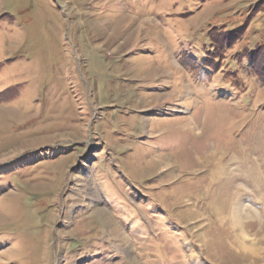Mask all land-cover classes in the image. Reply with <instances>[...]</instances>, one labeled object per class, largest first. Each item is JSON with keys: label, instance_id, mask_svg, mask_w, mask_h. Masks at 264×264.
Wrapping results in <instances>:
<instances>
[{"label": "rangeland", "instance_id": "374dc122", "mask_svg": "<svg viewBox=\"0 0 264 264\" xmlns=\"http://www.w3.org/2000/svg\"><path fill=\"white\" fill-rule=\"evenodd\" d=\"M249 56L264 0H0V264H264Z\"/></svg>", "mask_w": 264, "mask_h": 264}, {"label": "bare ground", "instance_id": "6f19581e", "mask_svg": "<svg viewBox=\"0 0 264 264\" xmlns=\"http://www.w3.org/2000/svg\"><path fill=\"white\" fill-rule=\"evenodd\" d=\"M250 157V156H249ZM212 158V157H211ZM233 160V158H232ZM231 160V161H232ZM236 160V159H235ZM224 162V161H223ZM234 162V161H233ZM243 162V159H242ZM240 162V163H242ZM245 162V161H244ZM248 162V161H247ZM237 162H234V165ZM250 163V162H249ZM253 163V162H252ZM223 164V163H222ZM230 164V163H229ZM232 164V163H231ZM224 165V164H223ZM230 166V165H229ZM232 166V165H231ZM236 166L238 167L239 165L236 164ZM241 167V166H240ZM244 170H245V166ZM226 167L222 166L220 164L216 165L215 169L212 172V177L214 178L215 176H218L220 174H223L225 171ZM230 170V169H229ZM251 172V171H250ZM231 173V172H230ZM235 174V173H234ZM257 174V173H256ZM252 175V174H250ZM249 175V176H250ZM222 176V175H221ZM229 176V175H228ZM220 177V176H219ZM223 178V177H222ZM251 178V177H250ZM226 179V178H225ZM219 180V178H218ZM223 180V179H222ZM254 181V180H253ZM215 182V181H214ZM217 183V182H216ZM233 193V192H232ZM231 194V193H230ZM232 195V194H231ZM239 197V195H238ZM234 198V197H233ZM229 199V198H228ZM232 199V198H231ZM226 203V202H225ZM230 204V203H229ZM227 206V205H226ZM239 206V205H238ZM98 214H103V210H99L97 211ZM96 212V213H97ZM216 213L218 215V219L222 222H229V227L231 229H235L238 230L239 232L236 233L234 235V238L232 239V241L234 242L235 245H237L241 250L244 249L245 251L247 250L248 252H251V254H253L255 257H258L259 254H263L264 253V247L257 245L256 240L255 241H251L249 238L246 237V233L244 234L245 230L243 228L244 226V222L242 221V214L238 209H235L234 207L231 206V204L229 206H227L224 210H216ZM248 222V221H247ZM262 224V223H261ZM264 225V224H262ZM261 230V229H260ZM234 232V231H233ZM263 241H261L262 243ZM260 243V241H259ZM264 256V255H263ZM263 258V257H262Z\"/></svg>", "mask_w": 264, "mask_h": 264}, {"label": "trees", "instance_id": "16d2710c", "mask_svg": "<svg viewBox=\"0 0 264 264\" xmlns=\"http://www.w3.org/2000/svg\"><path fill=\"white\" fill-rule=\"evenodd\" d=\"M210 59H212V58H210ZM249 59H251V61H252V64H254V66H253V70L255 71V72H257V73H260L261 75L264 73V70H261V69H259V68H257L256 66H255V60L254 59H252V56H249ZM209 62V58L207 59V60H205L204 61V63H208ZM256 67V68H255ZM261 71V72H260Z\"/></svg>", "mask_w": 264, "mask_h": 264}]
</instances>
